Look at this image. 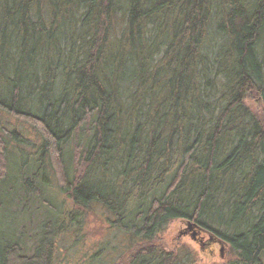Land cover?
<instances>
[{"label": "trees", "instance_id": "16d2710c", "mask_svg": "<svg viewBox=\"0 0 264 264\" xmlns=\"http://www.w3.org/2000/svg\"><path fill=\"white\" fill-rule=\"evenodd\" d=\"M0 111L72 203L33 254L4 235L0 264H53V228L97 209L85 264H196L159 239L176 218L230 244L223 264H264V0H0ZM18 135L0 124V192Z\"/></svg>", "mask_w": 264, "mask_h": 264}, {"label": "rangeland", "instance_id": "374dc122", "mask_svg": "<svg viewBox=\"0 0 264 264\" xmlns=\"http://www.w3.org/2000/svg\"><path fill=\"white\" fill-rule=\"evenodd\" d=\"M213 43V41H212ZM260 103V102H259ZM0 124L10 131H16L25 142L8 139L10 172L0 196L10 201L9 208L0 215V239L4 235L10 237L11 231L22 237L27 254H33L39 245L43 233V223L50 213H58V226L72 209V203L60 192L53 174L48 170L49 183L44 184L43 173L34 176L37 170V158L41 137L38 131L30 125L5 111H0ZM30 178L31 188L23 184ZM24 185V186H23ZM7 195V196H5ZM13 198V200H12ZM11 215V219L10 216ZM107 211L97 209L78 220L67 219L63 228L54 229L53 264H85L102 244L107 231L105 217ZM192 221L173 219L160 233L159 239L167 249H183L191 252L196 264H223L230 256V244L214 238L199 227L190 229ZM49 228L52 224L48 222ZM198 231L196 238L192 233ZM106 236V235H105ZM6 238V237H5ZM76 240V243H74ZM111 247L124 249L126 239L123 237L110 240Z\"/></svg>", "mask_w": 264, "mask_h": 264}, {"label": "water", "instance_id": "95a60500", "mask_svg": "<svg viewBox=\"0 0 264 264\" xmlns=\"http://www.w3.org/2000/svg\"><path fill=\"white\" fill-rule=\"evenodd\" d=\"M194 227H198V225H197L196 223L193 222V223L190 224V229H192V228H194ZM197 235H198V231H194V232L192 233V237H193V238H196ZM220 243H222V241H221Z\"/></svg>", "mask_w": 264, "mask_h": 264}, {"label": "bare ground", "instance_id": "6f19581e", "mask_svg": "<svg viewBox=\"0 0 264 264\" xmlns=\"http://www.w3.org/2000/svg\"><path fill=\"white\" fill-rule=\"evenodd\" d=\"M195 223V222H194Z\"/></svg>", "mask_w": 264, "mask_h": 264}]
</instances>
